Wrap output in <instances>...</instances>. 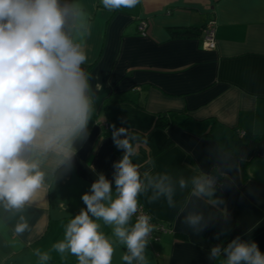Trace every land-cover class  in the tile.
<instances>
[{
  "label": "crops",
  "instance_id": "1",
  "mask_svg": "<svg viewBox=\"0 0 264 264\" xmlns=\"http://www.w3.org/2000/svg\"><path fill=\"white\" fill-rule=\"evenodd\" d=\"M75 2L83 12L75 39L88 55L83 67L95 100L89 135L77 145L72 166L53 174L33 203L20 212L0 207V264H78L53 245L64 240L69 220L86 210L81 197L100 174L112 183L115 198L114 165L124 149L111 132L120 128L145 135L132 157L142 178L145 172L166 173L175 189L171 207L164 196L150 201L151 188L138 196L167 229L159 240L149 239V264H219L209 258L211 248L237 236L264 253V0H141L115 11L101 0ZM144 20L145 35L139 30ZM212 20L216 49H206L203 36L175 38L170 32L202 28ZM163 113L175 123L157 126ZM200 172L221 177L214 198L222 203L190 196L191 177ZM180 178L189 181L187 188H180ZM190 212L204 217L199 233L184 222ZM21 215L29 229L17 236L13 229ZM226 220L237 222L227 241L205 238L210 225ZM98 222L113 242L112 264H125L127 249L114 236V226ZM135 222L132 217L125 227ZM37 250L50 259L42 261Z\"/></svg>",
  "mask_w": 264,
  "mask_h": 264
},
{
  "label": "clouds",
  "instance_id": "2",
  "mask_svg": "<svg viewBox=\"0 0 264 264\" xmlns=\"http://www.w3.org/2000/svg\"><path fill=\"white\" fill-rule=\"evenodd\" d=\"M141 0H101L108 11L134 8ZM81 7L75 0H0V207L20 212L33 203L46 179L72 166L77 145L89 135L95 113L94 93L85 67L88 55L75 39L81 28ZM124 149L115 163V198L112 183L100 174L91 192L82 195L86 210L71 218L64 240L53 245L63 254L77 258L78 264H112L113 242L100 231V223L114 226L118 242L126 247L125 264H149L146 246L153 225L141 215L130 229L125 227L138 210V196L153 190L150 201L164 196L174 206V186L168 174L151 176L133 163L135 136L117 138ZM190 196L215 199V178L203 172L191 177ZM189 181L179 179L181 189ZM183 211V209H181ZM93 217L95 219H93ZM14 226L19 236L29 229L23 215ZM201 213L190 212L184 219L199 233L204 227ZM37 255L42 261L48 253ZM210 259L219 264H264L255 242L237 236L226 246L211 248Z\"/></svg>",
  "mask_w": 264,
  "mask_h": 264
},
{
  "label": "trees",
  "instance_id": "3",
  "mask_svg": "<svg viewBox=\"0 0 264 264\" xmlns=\"http://www.w3.org/2000/svg\"><path fill=\"white\" fill-rule=\"evenodd\" d=\"M203 29H204V27H202V28H199V27H178V28H171L170 32H171V35L175 38H195V37H202L203 36ZM188 119L189 118H187L182 124L186 123ZM173 123H175V121L170 119L169 115L167 113H165V114L163 113V114L159 115L156 124L159 127L166 128ZM113 133L114 132H111V136L115 142V139L113 137ZM132 136H135V139L131 141L134 144V146L137 143L143 141L145 138L144 134H142L141 132L135 131V130L125 131L124 133L119 134L117 138L124 139L126 137H132ZM253 137L259 139L262 136H255L254 135ZM170 143H171V141H168L166 143V146H169ZM243 166L245 169L246 164H243ZM213 175L221 178L216 173ZM52 177H53V174L48 176L46 181L47 182L51 181ZM236 226H237L236 221L226 220L223 225H210L206 229L204 236L209 241H213L216 243H224L225 241H227L231 232L236 228ZM176 236L181 237V238H186L185 234H176Z\"/></svg>",
  "mask_w": 264,
  "mask_h": 264
},
{
  "label": "built area",
  "instance_id": "4",
  "mask_svg": "<svg viewBox=\"0 0 264 264\" xmlns=\"http://www.w3.org/2000/svg\"><path fill=\"white\" fill-rule=\"evenodd\" d=\"M148 28V23L147 21H142L139 26L140 32L145 35L147 32ZM216 30H217V25L216 21L212 20L210 21L203 29V39L205 43V48L206 49H216L218 44H217V35H216ZM211 177L215 178V184L214 186H221L222 185V180L218 176L210 175ZM141 215H148L150 216V223L153 225V232L150 233L149 239L152 240H159L160 236L159 233L167 231L166 227L162 224L159 223L157 220L153 218L149 214V212L146 210L145 206L143 203L139 202L138 203V210L137 212L133 215V217L138 220Z\"/></svg>",
  "mask_w": 264,
  "mask_h": 264
}]
</instances>
